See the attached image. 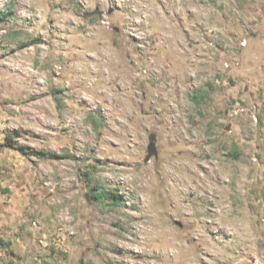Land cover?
Segmentation results:
<instances>
[{"label":"rangeland","instance_id":"obj_1","mask_svg":"<svg viewBox=\"0 0 264 264\" xmlns=\"http://www.w3.org/2000/svg\"><path fill=\"white\" fill-rule=\"evenodd\" d=\"M0 12V264H264V0Z\"/></svg>","mask_w":264,"mask_h":264},{"label":"trees","instance_id":"obj_2","mask_svg":"<svg viewBox=\"0 0 264 264\" xmlns=\"http://www.w3.org/2000/svg\"><path fill=\"white\" fill-rule=\"evenodd\" d=\"M12 15V12H7V13H4V12H0V22H3V21H7L9 16ZM18 132H15V135H18L17 134ZM4 146L8 149H14L15 148V141H14V135H7L5 137V144ZM39 155L42 157V158H56L58 157L56 154L54 153H39ZM67 157V156H66ZM89 197L95 201H99V202H103V201H107V200H112V202L114 204H119L120 201H121V197L117 196L116 194H113L111 192H106L104 190H100V189H97V188H91L90 189V194H89ZM6 246H8L9 244H5Z\"/></svg>","mask_w":264,"mask_h":264},{"label":"water","instance_id":"obj_3","mask_svg":"<svg viewBox=\"0 0 264 264\" xmlns=\"http://www.w3.org/2000/svg\"><path fill=\"white\" fill-rule=\"evenodd\" d=\"M111 13H112V10L110 9L108 11V14H111ZM83 15L86 16V17H92L94 15H97V16L101 17L103 15V12L100 11L98 8H96L95 10H93L91 12H84ZM149 151L151 153L153 151V148H150Z\"/></svg>","mask_w":264,"mask_h":264}]
</instances>
